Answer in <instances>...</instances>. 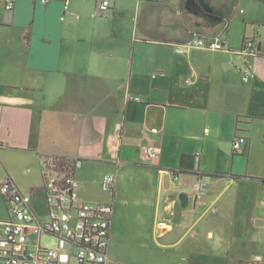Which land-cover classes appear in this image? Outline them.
<instances>
[{
  "label": "crops",
  "instance_id": "0c3cea01",
  "mask_svg": "<svg viewBox=\"0 0 264 264\" xmlns=\"http://www.w3.org/2000/svg\"><path fill=\"white\" fill-rule=\"evenodd\" d=\"M102 1L66 9V0H0V220L9 218L3 181L31 198L45 193L40 155L58 153L75 158L84 201L113 205L108 264H264L259 1L241 16L213 15L211 0H109L100 11ZM194 32L219 35L228 48L190 46ZM247 38L256 55L239 52ZM237 135L246 137L243 154L233 151ZM149 145L160 150L153 163L142 155ZM112 164L121 184L113 200L83 196L79 169L85 186L94 167ZM175 192L189 195L187 207L180 195L179 206L169 202ZM121 194L119 204L139 195L131 221L147 234L144 250L123 249Z\"/></svg>",
  "mask_w": 264,
  "mask_h": 264
},
{
  "label": "built area",
  "instance_id": "2783aa9c",
  "mask_svg": "<svg viewBox=\"0 0 264 264\" xmlns=\"http://www.w3.org/2000/svg\"><path fill=\"white\" fill-rule=\"evenodd\" d=\"M69 2L70 0L65 2L66 9ZM109 5V0H103L99 10L103 11ZM6 7L11 10L13 4L9 3ZM188 44L211 50L228 48L221 36L205 37L200 32H194ZM257 51L255 42L247 38L239 52L243 55H256ZM241 71L245 82L255 76L250 63ZM246 144V137L237 135L233 141L234 153L243 154ZM159 154V148L152 145L142 149L144 159L151 163L158 159ZM74 159L73 156L50 152L40 155L48 208L45 218L39 217L30 198L14 180L7 178L3 181L1 190L8 204L9 218L0 220V264H108L113 205L84 201L78 193ZM179 178L180 174L175 172L174 180ZM116 183L117 176L107 174L102 186L112 192ZM195 189L199 194L206 191L203 179L196 182ZM262 203L264 204V197ZM45 235L55 236L59 246H43Z\"/></svg>",
  "mask_w": 264,
  "mask_h": 264
},
{
  "label": "rangeland",
  "instance_id": "374dc122",
  "mask_svg": "<svg viewBox=\"0 0 264 264\" xmlns=\"http://www.w3.org/2000/svg\"><path fill=\"white\" fill-rule=\"evenodd\" d=\"M249 0H240L239 2H242V5L236 6V4L233 7V11L237 16H241L243 14L242 11H240L241 7L245 8V4H247ZM260 3V7L262 12H264V0H258ZM114 164H112V167L110 169L103 168V167H94L93 170L90 172L88 183L84 186V167L79 169V174L81 178L83 179V186H82V194L86 198L90 196H95L96 199H105L107 201H111L112 199V192L107 191L102 186L103 178L106 174H111L113 172ZM116 173V172H115ZM20 182V181H19ZM23 185H22V184ZM19 185L25 190V180H22ZM121 187V184H119V181L116 184L117 190H119ZM26 195L30 198L31 204L34 207V209L37 211L40 218H45L48 215V208L46 205V195L45 193L38 194L34 196V198L30 195H28L29 191H24ZM120 192V190H119ZM85 194V195H84ZM179 193L175 192L169 202L172 204L174 203L175 206H179ZM122 199V194L115 200V223L119 227V230L123 232V242L124 247L123 249L132 252L135 250H144L145 245L143 242L145 241L146 232L139 230H133V221H131L134 216V212L137 211L138 205L141 204V201H139V195H137L136 200L130 201L128 204H119ZM173 205V204H172ZM118 206L120 208H118ZM174 206V205H173ZM139 229V228H138ZM144 240V241H143ZM43 243L48 247H57L58 246V240L53 235H45L43 237Z\"/></svg>",
  "mask_w": 264,
  "mask_h": 264
},
{
  "label": "water",
  "instance_id": "95a60500",
  "mask_svg": "<svg viewBox=\"0 0 264 264\" xmlns=\"http://www.w3.org/2000/svg\"><path fill=\"white\" fill-rule=\"evenodd\" d=\"M201 3L204 4V0H200ZM211 5L216 9H223L225 6L228 8V10L232 9L234 7L235 0H211ZM211 11V10H209ZM222 14V13H219ZM180 199L182 202L183 207H187L189 202V195L187 193H182L180 195Z\"/></svg>",
  "mask_w": 264,
  "mask_h": 264
},
{
  "label": "flooded vegetation",
  "instance_id": "af4514ba",
  "mask_svg": "<svg viewBox=\"0 0 264 264\" xmlns=\"http://www.w3.org/2000/svg\"><path fill=\"white\" fill-rule=\"evenodd\" d=\"M208 4L210 6H207V8H210L211 12L214 14H219V13H223L225 12L226 10H228V8L225 6L223 9H216L214 8L212 5H211V2L208 1ZM204 6V5H203ZM205 8V7H204Z\"/></svg>",
  "mask_w": 264,
  "mask_h": 264
},
{
  "label": "trees",
  "instance_id": "16d2710c",
  "mask_svg": "<svg viewBox=\"0 0 264 264\" xmlns=\"http://www.w3.org/2000/svg\"><path fill=\"white\" fill-rule=\"evenodd\" d=\"M74 162H75V166H76V160L74 159ZM75 166H74V168H75Z\"/></svg>",
  "mask_w": 264,
  "mask_h": 264
}]
</instances>
